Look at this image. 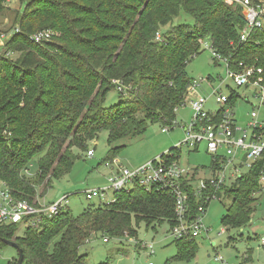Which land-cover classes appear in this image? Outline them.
<instances>
[{
    "label": "trees",
    "instance_id": "trees-1",
    "mask_svg": "<svg viewBox=\"0 0 264 264\" xmlns=\"http://www.w3.org/2000/svg\"><path fill=\"white\" fill-rule=\"evenodd\" d=\"M5 1L0 0V15ZM18 1L23 12L13 11L12 33L0 46V181L18 199L32 202L37 187L50 189L70 172L73 151L85 152L102 130L109 132L111 143L143 133L147 123L173 129L175 112L185 105L193 82L186 66L201 53L206 39L230 59L231 67L243 62L262 69L264 83V31L239 42L242 9L223 0ZM44 27L58 31L59 42L51 36L34 43L30 37ZM115 83L123 88L121 93ZM112 90L118 101L107 108ZM236 97L232 92L231 107ZM173 150L169 152L178 156ZM116 151L111 149L110 161ZM34 159L37 172L30 182L26 175ZM263 164L256 163L223 188V195L231 198L224 224H250L264 196L258 182ZM189 198L194 210L196 200L192 194ZM132 222L147 227L168 222L171 227L172 197L135 186L109 204H89L79 217L66 211L45 219L39 230L25 229L22 238L15 237L17 228L0 229V239L17 244L22 264H85L81 251L90 239H120L125 233L135 237ZM177 249L176 259L189 261L197 245L178 243ZM248 256L245 262H251L249 251Z\"/></svg>",
    "mask_w": 264,
    "mask_h": 264
},
{
    "label": "rangeland",
    "instance_id": "rangeland-1",
    "mask_svg": "<svg viewBox=\"0 0 264 264\" xmlns=\"http://www.w3.org/2000/svg\"><path fill=\"white\" fill-rule=\"evenodd\" d=\"M4 6L6 8L0 15L1 35L11 33V28L14 27L13 11H16L18 15L23 12V6L18 0H6ZM82 27L83 25H80L77 28ZM42 29L50 31L52 40L59 42L60 33L58 31L48 27ZM204 42L208 46L211 44L207 39ZM201 50V53L193 57L187 64L186 73L189 80L196 82L201 79L207 80L209 76L212 77V80L206 81L197 91L198 95L207 99L204 110L208 113L217 112L219 106L214 104L212 92L213 89H220L224 95L230 96V92L237 95L232 108L237 126L243 129L248 127L249 115L254 108L258 109L259 119H264V107L258 108L259 100L253 96V91L237 88L226 77L223 65L215 62L204 45ZM9 57L14 59L15 55H9ZM117 101L118 93L112 90L106 96L105 107L110 108ZM192 117L193 111L186 104L176 110V125L173 129L163 133L162 125L147 123L143 133L137 136L123 137L111 143L109 142V132L102 130L96 139L88 142L87 150H92L93 156L87 157V150L85 152L74 150L76 159L70 172L60 180L53 181L52 187L47 191H44V186L37 187L33 201L50 204L57 200L58 194L59 196L69 195L68 212L75 218L79 217L89 204L96 203L95 201H86L82 192L87 189H103L108 186V179L114 177L116 166L112 164L111 167L106 166V163L110 164L108 156L111 149H117L113 158L117 161V167L137 168L177 147L185 137L182 127L188 124ZM178 154V163L185 169L199 170V175L206 177L212 175L211 156L207 154L204 144L194 152H189L182 146ZM37 161L38 159L32 161V167L26 175L30 182L34 181ZM235 166L239 167L241 176L247 174L249 170L240 166L239 160L235 162ZM230 172L231 169L227 171V175ZM113 196L114 193L109 192L107 201L112 200ZM258 203L249 225L244 228H232L222 222V217L231 204V198L222 195L219 201L210 202L203 220L209 231L201 233L196 239L197 250L195 256L189 261L176 259L178 243L170 236L168 222L152 224L149 227L145 223H139L136 226L132 222L131 227L136 230L134 238L137 241L151 243L154 251L152 255L137 249L133 243L123 237L110 239L108 243H103L99 237H93L81 253L85 254V264H220L214 261L215 256H219L228 264H239L243 254L249 251L251 264H264V249L259 246L258 238L255 239L252 233L258 234V237L264 235V196ZM24 232V228H17L15 237L22 238ZM16 258L17 252L14 248L0 243V264H11Z\"/></svg>",
    "mask_w": 264,
    "mask_h": 264
},
{
    "label": "built area",
    "instance_id": "built-area-1",
    "mask_svg": "<svg viewBox=\"0 0 264 264\" xmlns=\"http://www.w3.org/2000/svg\"><path fill=\"white\" fill-rule=\"evenodd\" d=\"M223 2L242 9L244 27L239 31V42L248 40L252 33L264 31V0H223ZM14 32L17 33L18 29L16 28ZM11 33L0 34V45H3L4 40L8 39ZM51 36L50 31L43 30L30 38L34 43L40 44L50 41ZM155 41H161L160 32L155 34ZM202 45L209 50L215 62L223 65L226 77L237 88L251 89L253 96L259 100L258 108L264 107L262 69L247 66L243 62H239L233 68L230 59L219 54L211 44L208 46L203 42ZM206 81L208 80L193 81L186 90L185 105L190 106L193 117L182 127L185 134L183 141L173 149L179 153L180 148L184 146L188 151H192L204 144L207 154L213 161V167L210 168L212 175L206 177L199 175V170L185 169L178 163L179 154L178 156L174 154L176 158H173L174 155L169 152L170 150L134 169L117 167V161L111 160L106 166L111 167L112 164L116 166V171L114 177L108 179V186L103 189L83 191L84 199L88 202L109 204L114 201L115 195L128 192L135 186L146 192L156 190L166 193L173 199L174 224L170 227V236L178 243L196 244V239L201 233L209 231L203 221L207 206L212 201H219L223 195V188L241 176L235 162L239 160L240 166L248 169L258 162H264V119H259L258 109L254 108L250 112L248 127L243 129L237 126L234 119L233 107L229 104L230 96L210 86L213 89L214 104L218 105L219 109L215 113L206 112L204 107L207 99L197 94L198 89ZM115 84L117 92L121 93L123 88L118 83ZM167 130L169 128L164 127L161 131L165 133ZM86 156L92 157L93 151L88 150ZM229 169L231 172L227 175ZM258 182L263 186L264 191V164L259 169ZM111 191L114 193L113 199L107 201V195ZM189 194H192L196 200L194 210L190 205ZM68 197L69 195H58L57 200L50 204L41 201L28 202L16 198L5 182L0 181V229L21 227L37 231L45 219L68 211ZM123 238L128 239L137 249L148 252L149 255L154 253L151 243L137 241L127 233ZM257 238L259 246L264 249V235ZM109 240L108 237L102 238L103 243H108ZM248 257L247 251L241 257L239 264H251L252 262H245ZM214 261L228 264L219 256H215Z\"/></svg>",
    "mask_w": 264,
    "mask_h": 264
},
{
    "label": "water",
    "instance_id": "water-1",
    "mask_svg": "<svg viewBox=\"0 0 264 264\" xmlns=\"http://www.w3.org/2000/svg\"><path fill=\"white\" fill-rule=\"evenodd\" d=\"M59 195V194H58ZM57 195V197H58ZM0 242L3 243L5 246L14 248L17 252V258L15 264H22L23 263V253L22 250L17 246V244L13 241L0 239Z\"/></svg>",
    "mask_w": 264,
    "mask_h": 264
},
{
    "label": "crops",
    "instance_id": "crops-1",
    "mask_svg": "<svg viewBox=\"0 0 264 264\" xmlns=\"http://www.w3.org/2000/svg\"><path fill=\"white\" fill-rule=\"evenodd\" d=\"M252 233H253V235H254L255 238L258 237V234L254 233V232H252Z\"/></svg>",
    "mask_w": 264,
    "mask_h": 264
}]
</instances>
